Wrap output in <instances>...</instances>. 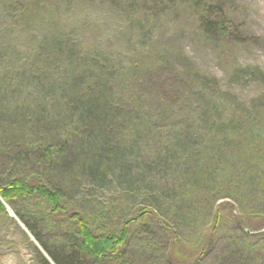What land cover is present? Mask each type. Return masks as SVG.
Wrapping results in <instances>:
<instances>
[{
    "label": "rangeland",
    "instance_id": "obj_1",
    "mask_svg": "<svg viewBox=\"0 0 264 264\" xmlns=\"http://www.w3.org/2000/svg\"><path fill=\"white\" fill-rule=\"evenodd\" d=\"M190 1L0 0V110L10 112L9 128L51 138L72 117L100 107L111 112L107 125L121 126L131 144L115 150L116 131L103 132L104 140L88 143L103 141L101 149L86 147L77 151L79 162L68 163L69 184L58 169L48 172L58 186H69L64 211L52 214L37 198L15 204L40 240L7 205L0 214V264H55L42 243L50 252L63 250L76 212L93 219L105 212V228L139 218L132 221L126 264H264V160L222 155L217 144L238 150L237 140L202 120L253 116L236 100L250 105L264 94V0H205L222 8L211 16L227 28L211 37L200 26L206 8ZM255 104L254 134L264 149V98ZM170 135L178 137L175 148ZM100 152L108 154L96 164ZM236 173L250 189L241 206L220 198ZM212 200L223 204L218 223L211 210L188 216L195 201Z\"/></svg>",
    "mask_w": 264,
    "mask_h": 264
},
{
    "label": "trees",
    "instance_id": "obj_2",
    "mask_svg": "<svg viewBox=\"0 0 264 264\" xmlns=\"http://www.w3.org/2000/svg\"><path fill=\"white\" fill-rule=\"evenodd\" d=\"M190 1V0H189ZM191 4H194L197 8H206L204 15H202L200 21V26L207 36L211 37L212 35L219 36L223 32L227 31V28L223 23H219L217 19L212 18V13L214 10H217V13H222V8L218 6H214V4H206L205 0H191ZM218 16V15H217ZM264 94L258 96L257 99H254V102L257 103L258 100L263 99ZM243 107H246L247 110L251 112L250 117H244V119L240 118L237 121L227 119L226 120H211L210 116L202 117V120L207 121L208 128L214 131L216 127L219 129V125L221 126V134L224 138L230 137L232 140H237V145L240 146L238 150L227 149V151L221 147V143L217 144L219 152L223 155V151L235 153L236 157L254 159L256 161L264 160V149H261L262 136L259 137L254 134L256 129V114L257 106L256 104L246 105L244 101L236 100ZM2 119L0 122H5L4 128H0V149H4L5 161L2 159V163H0V214H6V206H11L14 210V207L17 202H21V200L37 198L41 203L47 204L52 209V214L59 213L65 210L63 206V202L65 200V191L67 186L65 187L58 186V182L56 178L54 179L49 176L48 172L52 173L53 171H58L62 173V175L66 174L63 177V181L68 179V183L70 182V177L73 175L69 173V165L72 160L75 159V162H79L81 160L82 155L78 154L77 151H81L86 149V147H90V149H94L97 147L101 149L104 146V138H99V135L102 134L106 136L107 134L113 133V130L116 131L117 143L115 145V150L125 149L131 144L128 143L130 140H125L123 135V130L121 126L119 129H114L109 127L108 117H111V112L104 111L103 108L91 109L87 112H84L82 115H77L76 117H72L71 122L62 124L61 128L57 129L56 133L49 137H33L31 134L20 133L19 130H12L9 128L10 123H6L9 120L10 112L8 110L2 111L0 110ZM262 113V112H261ZM253 117V118H252ZM252 119V120H251ZM109 124L112 125L113 119L109 120ZM209 121V122H208ZM4 125V124H3ZM107 125V126H106ZM116 126V125H115ZM102 129V130H101ZM107 132V134L104 133ZM219 130L216 131L215 136L218 135ZM98 139H102V146L92 141L91 145H89V139L93 140L94 137ZM171 136V137H170ZM168 136L169 138V148L172 146L177 147L176 143L179 140H176L178 137L174 135ZM217 137V136H216ZM215 137V138H216ZM256 137V140L255 139ZM29 140H25V139ZM160 139L163 136L159 137ZM21 139V140H19ZM96 139V138H95ZM210 140V139H209ZM218 140V139H217ZM216 140V142H217ZM96 141V140H95ZM126 141V143H123ZM111 143V142H110ZM108 144V143H107ZM121 144V145H120ZM122 144H126L123 145ZM215 145V143H214ZM93 146V147H92ZM216 146V145H215ZM214 146V147H215ZM3 150V149H2ZM236 150V151H235ZM174 151V149L170 150V152ZM106 152L105 155H107ZM1 155V154H0ZM103 152L99 153V156L96 159V164L99 162H105L103 159L105 156ZM234 155V154H233ZM1 157V156H0ZM3 157V158H4ZM2 158V157H1ZM79 159V160H78ZM93 160V159H92ZM95 161V160H94ZM264 163V161H262ZM8 168L14 170L15 168H20L24 170H30L31 172H35L34 177H29L26 174L23 176L16 178H8L5 176L4 171L8 170ZM232 171V169L230 168ZM66 172V173H65ZM69 175V176H68ZM196 173L193 177H196ZM233 177L235 180L230 181V183L225 185V194H223L220 198L226 201H231L234 204L243 205L246 203L247 194L250 192L247 184L244 182V178H240V174H235ZM48 177V178H47ZM45 179L49 181H45ZM238 179V180H237ZM192 194V193H191ZM199 197V195H196ZM212 198L209 193L208 198ZM198 199V198H197ZM196 199V200H197ZM207 200V199H206ZM191 203V201H190ZM210 203L196 202L191 206L190 212H188V216L193 215L198 217L203 213H206L208 210H211L212 213L215 214V221L218 223L219 219L222 218L221 214L225 212L220 210L223 204H217L213 200ZM264 206V205H263ZM179 208V213L182 209ZM196 209L197 212H194ZM17 211V210H16ZM262 213L264 209L261 210ZM184 212H181L179 216L182 218H178L176 220L177 225V236L178 243H181V236L178 234L179 229L184 227L182 224L185 222ZM77 213V212H76ZM73 214V219L77 221L76 229H68V233H66V244L64 245L69 254H65V248L60 252H50L47 245L43 244V248L47 250L49 255L51 256L52 261L55 264H87L88 260H93L94 262H115L120 264H126V255H127V245L132 236L133 225L138 221L139 218L131 219L129 222H126L122 225L121 228L118 227H110L105 228L106 221L109 219L108 214L105 212H101L100 216L93 218L83 217V215L79 212V214ZM261 213V212H260ZM147 215V213H143ZM213 214V216H214ZM234 218L236 216V212L232 211L231 213ZM17 215L21 221H24L26 226L29 228L30 232L34 233L36 238L40 240V234L36 230V228L32 227L30 221L26 219V216L17 211ZM110 215V214H109ZM142 215V216H144ZM141 216V217H142ZM186 217V216H185ZM143 219V218H142ZM195 219V220H196ZM135 220V223L132 225V221ZM192 219L193 222H195ZM104 223V224H103ZM215 223V224H216ZM248 231V230H247ZM41 242V241H40ZM62 252V253H61ZM181 264H185V260L180 259Z\"/></svg>",
    "mask_w": 264,
    "mask_h": 264
}]
</instances>
